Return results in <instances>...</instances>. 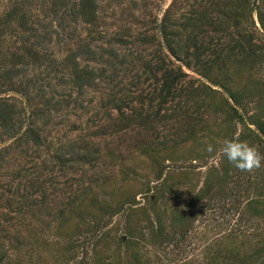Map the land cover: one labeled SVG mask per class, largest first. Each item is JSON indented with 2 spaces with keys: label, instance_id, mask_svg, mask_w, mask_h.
<instances>
[{
  "label": "rangeland",
  "instance_id": "obj_1",
  "mask_svg": "<svg viewBox=\"0 0 264 264\" xmlns=\"http://www.w3.org/2000/svg\"><path fill=\"white\" fill-rule=\"evenodd\" d=\"M81 2L0 0V264H264V0Z\"/></svg>",
  "mask_w": 264,
  "mask_h": 264
},
{
  "label": "clouds",
  "instance_id": "obj_2",
  "mask_svg": "<svg viewBox=\"0 0 264 264\" xmlns=\"http://www.w3.org/2000/svg\"><path fill=\"white\" fill-rule=\"evenodd\" d=\"M207 150L213 151L211 146ZM221 154L236 169L248 173L259 169L264 161V155L257 148L240 141L239 138L226 140L221 148Z\"/></svg>",
  "mask_w": 264,
  "mask_h": 264
},
{
  "label": "trees",
  "instance_id": "obj_3",
  "mask_svg": "<svg viewBox=\"0 0 264 264\" xmlns=\"http://www.w3.org/2000/svg\"><path fill=\"white\" fill-rule=\"evenodd\" d=\"M93 3H94L93 0H82L81 6L84 8L85 5L90 6ZM90 10H91V8H90ZM18 23H20V25L23 26L24 30H27V32L30 33L32 38L38 37L37 41H38V43H41L40 47H42V45H43L42 42H43V40L46 39V36H49V31H47L45 29L37 30L36 28H33L34 26H31L28 23H26V19L22 18L21 16H20ZM23 48H24V53L30 54L33 58L37 57V54H36L37 51H35L34 49L32 50V48L30 47V44L24 45ZM39 57H41V58L43 57V59L50 60L49 55L45 52H41V54L39 53ZM91 74H92L91 69L86 68V67H82L81 71L76 74V78L79 80V82L83 81V80H85V82H87L88 80H90ZM5 118H6V115L4 113L0 112V119L3 120Z\"/></svg>",
  "mask_w": 264,
  "mask_h": 264
}]
</instances>
